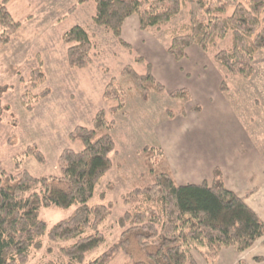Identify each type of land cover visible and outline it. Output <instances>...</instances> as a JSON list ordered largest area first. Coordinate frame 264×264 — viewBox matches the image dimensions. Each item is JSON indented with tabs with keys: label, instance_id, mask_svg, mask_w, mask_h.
<instances>
[{
	"label": "rangeland",
	"instance_id": "1",
	"mask_svg": "<svg viewBox=\"0 0 264 264\" xmlns=\"http://www.w3.org/2000/svg\"><path fill=\"white\" fill-rule=\"evenodd\" d=\"M75 4V0H12L8 5L9 12L22 26L7 45L0 43V162L13 174L17 173L15 166L19 164L34 177H61L60 153L66 148H80V142L73 144L69 134L77 126L91 128L95 114L102 109L106 111L116 151L111 156V169L101 178L88 203L105 204L110 206L111 212L100 225L105 241L88 253L87 262L118 241L121 233L118 220L129 209L124 198L136 188L153 185L147 162L158 167L159 162L165 160L172 173L182 175L206 172L208 164L195 153L200 150L198 145L204 148L203 137L221 142L233 133L256 151L258 159L264 157V51L256 55L255 72L251 77L227 76L229 90L223 93L220 83L226 74L214 60V50L205 53L193 45L187 49V57L179 62L167 53L174 31L189 22L187 7L160 29L141 31L137 15L127 18L122 26V39L131 46L128 50L106 28L94 24L92 3L77 5L74 13L68 15ZM75 25L82 26L96 42L93 61L84 69L69 67L67 46L62 42L64 33ZM228 46L229 37L219 44L220 49ZM139 58L144 61L139 62ZM147 64L152 66L154 77L165 91L152 90L144 100L122 71L130 66L142 75L146 73ZM38 67H42L46 81L32 89L29 74ZM207 84L208 95L219 92L221 100L201 115L204 110L197 99L204 92L208 93ZM46 89L50 90L49 95L40 97ZM115 90L118 96H123L118 102L114 98ZM176 90H186L189 99L170 97ZM24 94H27L25 104L21 99ZM27 105L32 107L31 111L27 110ZM169 110L172 115L168 114ZM207 111L213 113L207 120L205 117L200 121ZM197 137L199 139L193 142ZM34 144L43 153L45 164L38 163L32 156H24L27 147ZM214 154L218 156L219 152ZM244 160L247 164L255 161L249 155H245ZM216 168L221 169L214 167L209 184L213 182ZM244 168L245 172L249 171L248 165ZM175 180L179 182L176 177ZM74 209L75 206L42 208L40 216L50 228L71 215ZM258 213L264 223L261 204ZM41 241L42 247L31 250L26 264H69L61 248L73 241H52L47 234ZM260 242L264 243V235L242 252L233 247L224 248L215 264L227 249L241 256L239 264H245L241 254ZM193 254L199 264H208L201 254ZM255 260L263 261L262 257ZM114 264L131 262L121 252L116 255Z\"/></svg>",
	"mask_w": 264,
	"mask_h": 264
},
{
	"label": "trees",
	"instance_id": "2",
	"mask_svg": "<svg viewBox=\"0 0 264 264\" xmlns=\"http://www.w3.org/2000/svg\"><path fill=\"white\" fill-rule=\"evenodd\" d=\"M75 1L68 15L74 13L77 5L92 3L94 24L106 28L128 50L131 46L122 39V26L127 18L137 15L141 31L160 29L187 7L189 22L174 31L167 53L179 62L187 57V49L193 45L205 53L214 50V60L226 74L220 83L223 93L229 90L227 76L251 77L255 72L254 59L264 51V0ZM11 2L0 0L2 45H7L22 26L8 10ZM228 37L229 46L220 49V42ZM62 42L67 46L70 68L84 69L92 63L96 42L82 26L71 27ZM146 68L142 75L130 66L122 71L144 100L152 90L165 91L154 77L152 66L147 64ZM29 77L32 89L46 81L42 67L31 70ZM49 93L46 89L40 97ZM114 94L117 102L123 98L116 90ZM187 94L186 90H176L169 96L187 100ZM26 95L21 97L24 104ZM27 110L32 107L27 105ZM168 114L172 115L170 110ZM106 115L104 109L99 110L91 128L77 126L69 134V140L73 144L80 142L77 143L80 148H66L60 153L61 177H34L19 164L13 174L0 162V264H26L31 250L42 247L41 238L45 234L52 241H73L61 248L69 264H114L121 252L131 264H199L193 252L201 254L208 264H215L224 248L242 252L264 235V223L242 198L227 188L221 169H215L212 184L204 181L180 185L165 160L158 167L147 162L153 185L136 188L124 198L129 209L118 220L121 229L118 241L86 262L88 253L104 243L100 225L111 212L105 204L88 203L101 178L111 169V156L116 151ZM24 153L40 164L46 163L35 144ZM73 206L71 215L50 228L40 216L42 208Z\"/></svg>",
	"mask_w": 264,
	"mask_h": 264
},
{
	"label": "crops",
	"instance_id": "3",
	"mask_svg": "<svg viewBox=\"0 0 264 264\" xmlns=\"http://www.w3.org/2000/svg\"><path fill=\"white\" fill-rule=\"evenodd\" d=\"M205 88L206 92H208V84ZM208 94L210 93L208 92L206 94L204 92L200 95V98L197 99L198 103L202 105L204 110L201 115L205 114V109L209 106H212L213 104H220L219 101L221 100V94H219V92L213 94L214 96H209ZM209 112L207 111V115L202 117L200 121H202L205 117L207 120L208 116L213 113V111ZM198 139L199 137H197L196 140H193V142ZM202 140L204 141V148H201L198 145L197 148L200 150L195 153L205 159L206 164H208L206 169L207 171L190 174L189 176L188 174L182 175L181 173L173 172L176 179L180 182L177 183L180 185H187L200 184L204 181L208 182L213 177L212 171L214 167L218 166L222 170L227 188L242 198L244 202L261 218L258 211L260 210V204L262 205V209L264 208V157L259 156L260 158L258 159L256 157V151H253L250 146L245 145L243 138H239L236 133H233L232 137L223 139L221 142L219 140H211L207 137H203ZM218 146H224L226 149L220 150L217 148ZM191 151L193 150L191 149ZM217 151L219 152L218 156L214 154ZM245 155L253 157V160L255 161L247 164V161L244 160ZM257 155H259L258 152ZM190 158H193V154H191ZM183 159H185V157ZM244 165H248L247 170L249 171L245 172L246 168H244ZM190 177L191 179H189ZM252 191H254V193L250 194ZM241 255L244 257L243 259L245 260V264H264V243H256L250 250ZM256 257H262L263 261L256 262ZM240 259L241 256L235 254L234 250L227 249L221 253L217 264H239L241 261Z\"/></svg>",
	"mask_w": 264,
	"mask_h": 264
}]
</instances>
